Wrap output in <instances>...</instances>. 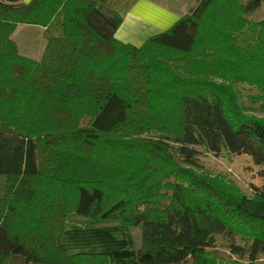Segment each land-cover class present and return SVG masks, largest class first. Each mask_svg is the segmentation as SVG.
<instances>
[{
	"label": "trees",
	"instance_id": "obj_1",
	"mask_svg": "<svg viewBox=\"0 0 264 264\" xmlns=\"http://www.w3.org/2000/svg\"><path fill=\"white\" fill-rule=\"evenodd\" d=\"M264 0H199L139 47L95 0H0V251L7 264H109L69 255L67 220L139 227L132 264H264ZM42 27L39 59L18 25ZM201 150L260 167L245 193Z\"/></svg>",
	"mask_w": 264,
	"mask_h": 264
},
{
	"label": "crops",
	"instance_id": "obj_2",
	"mask_svg": "<svg viewBox=\"0 0 264 264\" xmlns=\"http://www.w3.org/2000/svg\"><path fill=\"white\" fill-rule=\"evenodd\" d=\"M30 0H24L28 2ZM118 12L122 22L115 32V37L136 47L147 39L170 28L183 15L189 13L199 0H95ZM15 29L13 35L17 31ZM36 31L40 47L30 48L26 53L34 54L39 59L45 46L42 27ZM13 37V36H12ZM17 44V43H16ZM24 46L23 48L27 47ZM18 47V45H17ZM19 50V49H18ZM134 228L118 224H104L88 228L78 220H67L62 232L56 237L57 246L65 253L103 252L109 264H132L137 260L136 249L139 241L135 239ZM8 254L0 251V264H7Z\"/></svg>",
	"mask_w": 264,
	"mask_h": 264
},
{
	"label": "rangeland",
	"instance_id": "obj_3",
	"mask_svg": "<svg viewBox=\"0 0 264 264\" xmlns=\"http://www.w3.org/2000/svg\"><path fill=\"white\" fill-rule=\"evenodd\" d=\"M263 17L264 1L258 9L249 15V18L255 20H259ZM36 31H39L36 25H19L17 31L13 35V40L17 43L20 54L29 57L26 53L28 43L31 44L30 48H35L37 52L41 41L37 38ZM24 46L27 47L23 48ZM29 55L31 56L30 58L34 57V54ZM198 162L202 171L210 174L223 175L228 180L234 182L235 185L239 186L245 193L250 195L252 194V185L259 184L260 182L257 176V171L260 167L253 165L251 157L246 154H232L227 151L214 154L201 150L198 154ZM133 232L135 234V239L140 241V228L135 227Z\"/></svg>",
	"mask_w": 264,
	"mask_h": 264
},
{
	"label": "snow or ice",
	"instance_id": "obj_4",
	"mask_svg": "<svg viewBox=\"0 0 264 264\" xmlns=\"http://www.w3.org/2000/svg\"><path fill=\"white\" fill-rule=\"evenodd\" d=\"M144 2V0H142V3Z\"/></svg>",
	"mask_w": 264,
	"mask_h": 264
}]
</instances>
